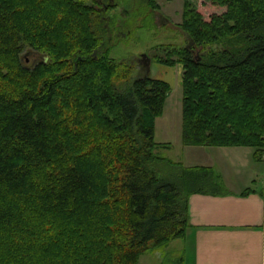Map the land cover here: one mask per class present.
Masks as SVG:
<instances>
[{
  "label": "trees",
  "instance_id": "1",
  "mask_svg": "<svg viewBox=\"0 0 264 264\" xmlns=\"http://www.w3.org/2000/svg\"><path fill=\"white\" fill-rule=\"evenodd\" d=\"M211 3L224 10L185 2L188 45L155 60L182 64L184 145L261 159L264 0ZM112 4L0 0V264H138L185 236L192 193L220 190L211 168L155 153L171 87L110 56ZM26 48L43 56L25 64Z\"/></svg>",
  "mask_w": 264,
  "mask_h": 264
},
{
  "label": "crops",
  "instance_id": "2",
  "mask_svg": "<svg viewBox=\"0 0 264 264\" xmlns=\"http://www.w3.org/2000/svg\"><path fill=\"white\" fill-rule=\"evenodd\" d=\"M189 148L185 165L211 168L220 190L189 196V225L177 257L185 264H264V157L257 159L251 146Z\"/></svg>",
  "mask_w": 264,
  "mask_h": 264
},
{
  "label": "rangeland",
  "instance_id": "3",
  "mask_svg": "<svg viewBox=\"0 0 264 264\" xmlns=\"http://www.w3.org/2000/svg\"><path fill=\"white\" fill-rule=\"evenodd\" d=\"M186 1L191 9L200 11L204 17L212 12L220 13L224 10V7L213 5L211 0H156L158 3L156 11L149 7L145 0H114L107 12L110 17V28L113 30L110 34V56L116 60H127L132 63L133 78L145 73L169 83L171 90L165 99L163 113L155 119L154 139L157 143L169 142L170 147L159 146L155 149V153L173 160L182 159L184 165L189 162L186 155L189 146L192 145H184L181 140L182 64L169 66L157 62L155 58L157 55L159 57L166 55L167 45L176 47L188 45V36L181 27L182 11ZM140 5L142 8L138 9ZM155 14L160 18L166 17L169 22L163 23L160 18L155 17ZM132 19L129 28L119 27L117 30L120 22ZM143 53L150 58L148 72L139 62ZM41 56L43 55L26 48L23 54L24 63L33 65L41 59ZM173 57L176 59V56ZM181 245V239L172 240L168 247L155 250L157 254L153 253L155 251L148 252L141 259V264H185L177 257V249Z\"/></svg>",
  "mask_w": 264,
  "mask_h": 264
},
{
  "label": "flooded vegetation",
  "instance_id": "4",
  "mask_svg": "<svg viewBox=\"0 0 264 264\" xmlns=\"http://www.w3.org/2000/svg\"><path fill=\"white\" fill-rule=\"evenodd\" d=\"M113 1H114V0H107V3L110 4V2L112 3ZM103 10H104V11L108 10L107 5H106V6H103ZM153 10L156 11L155 9H153ZM108 17H109V16H108ZM155 17H156V18H160L159 15H157V14H155ZM160 19H161V21H162L163 23H166V24H167V23L169 22V20H167L166 17H161ZM117 30H119V27H118ZM108 33H109V35L113 33V30H112L110 27H109ZM139 62L142 64V66H144V67L146 68V66H145V64L143 63V61H142L141 58L139 59Z\"/></svg>",
  "mask_w": 264,
  "mask_h": 264
},
{
  "label": "water",
  "instance_id": "5",
  "mask_svg": "<svg viewBox=\"0 0 264 264\" xmlns=\"http://www.w3.org/2000/svg\"><path fill=\"white\" fill-rule=\"evenodd\" d=\"M140 58L142 59L143 63L145 64L147 72H148L149 71V65H150L149 56L146 53H143V54H141Z\"/></svg>",
  "mask_w": 264,
  "mask_h": 264
}]
</instances>
